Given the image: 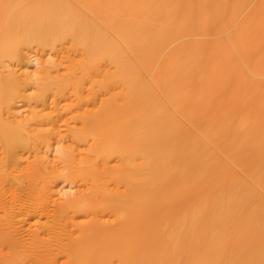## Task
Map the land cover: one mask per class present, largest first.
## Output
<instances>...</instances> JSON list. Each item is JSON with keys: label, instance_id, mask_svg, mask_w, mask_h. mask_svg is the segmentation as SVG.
I'll list each match as a JSON object with an SVG mask.
<instances>
[{"label": "bare ground", "instance_id": "obj_1", "mask_svg": "<svg viewBox=\"0 0 264 264\" xmlns=\"http://www.w3.org/2000/svg\"><path fill=\"white\" fill-rule=\"evenodd\" d=\"M65 41L63 73L0 70V264H264V144L236 121L264 101V3L0 0V68ZM65 138L86 149L56 166ZM60 180L85 192L57 202Z\"/></svg>", "mask_w": 264, "mask_h": 264}, {"label": "rangeland", "instance_id": "obj_2", "mask_svg": "<svg viewBox=\"0 0 264 264\" xmlns=\"http://www.w3.org/2000/svg\"><path fill=\"white\" fill-rule=\"evenodd\" d=\"M220 1H222L223 3H250L251 5H256V4H259V3H264V0H220ZM228 34H230V32H224V33H222V38L223 39H227V36H228ZM212 37L211 36H207L206 37V40L208 41V42H211V39ZM209 39V40H208ZM72 42H69V41H65L64 42V44H62V47L60 46L59 47V49H61V50H57V52H55V53H53V52H50V51H48V50H40V49H38V48H36V47H32L31 49H28V50H25V52H23V56H24V60L22 61L23 63H21L20 64V62H10V64L8 63V62H5V65H7L6 67H1L0 68V70L2 69V71L4 70V73L7 71V72H9L10 70H12V71H15V72H18V73H20L19 75V77H20V79H24L25 78V75L24 74H31L32 76H35L34 74H35V70H36V68H37V66H38V62H40V61H44V60H49V61H57V62H59L60 64H61V69H60V71L63 73V72H65V65L67 64V61L69 60V59H73V58H75L78 54V52L77 51H75L74 52V50H72L71 48H73L74 49V47H73V44H71ZM65 48V49H64ZM25 53V54H24ZM70 53V54H69ZM77 54V55H76ZM69 55V56H68ZM71 55H73V56H71ZM76 55V56H75ZM67 59V60H66ZM38 63V64H37ZM11 65H13V66H11ZM8 66H11V68L10 67H8ZM5 68H8V70L7 69H5ZM35 69V70H34ZM63 69V70H62ZM105 70L107 69V67L106 68H104ZM26 73H25V72ZM24 72V73H23ZM29 72V73H28ZM3 73V74H4ZM17 73V74H18ZM21 73H22V75H21ZM7 73H5L4 75H6ZM30 75V76H31ZM22 77V78H21ZM255 78H260V81H262V82H264V78H262V77H255ZM259 80V79H258ZM226 84L224 85V88H223V93L224 94H226L225 95V97H231L232 95H233V86H232V83H233V81L232 80H229L228 82H225ZM25 89H26V92H25V94L26 95H35L36 93H37V89L35 88V86H32V85H29V86H25ZM261 90V89H260ZM35 91V92H34ZM232 91V92H231ZM259 91V90H258ZM257 91H255V100H256V102L255 103H258V104H256L255 105V109H254V112H253V116H251V119H250V117L249 118H245V117H241V116H243L242 114L241 115H239L238 117H237V119L238 120H236L237 122H238V124L239 125H241L242 126V130H244V129H246V128H248L249 127V125L251 124V125H253L255 128H256V133H255V140L253 141L254 142V144H255V146H259V145H262V144H264V129H262V128H264V122H262V121H264V115H262V114H264V113H262V112H264V101H262V100H264V99H262L261 101V103H260V99H259V95H260V92H258V93H256ZM262 92V91H261ZM229 93V94H228ZM231 93V94H230ZM228 95V96H227ZM256 95H258V96H256ZM256 97H258V98H256ZM262 98H264V96H262ZM99 99L100 98H97V101L99 102ZM51 99L48 97L47 98V104L49 105L48 107H46L45 109H44V112H48L49 110H53L52 108V105H51V101H50ZM69 100V101H68ZM66 99V100H62V102L59 104V106L61 107V112L64 114V112L66 111V110H68V109H70L69 108V105L71 104V98H69V99ZM50 101V102H49ZM49 102V103H48ZM68 102V103H67ZM46 104V105H47ZM260 104V105H259ZM258 105H259V107H258ZM63 106V107H62ZM34 107V108H33ZM38 107V108H37ZM91 107V106H90ZM90 107L88 108V109H90ZM31 108H32V110H39V106H36L35 104H33V105H31V106H27L26 104H24V102H18V103H16L15 104V111H18L19 113H21V116L20 117H27V115H30L31 114ZM63 108V109H62ZM67 108V109H66ZM259 110H258V109ZM260 109H262V110H260ZM21 111V112H20ZM257 111V112H256ZM259 113H262V114H259ZM257 114H259L258 116L260 117V118H262V119H259V117L257 118L256 117V115ZM25 115V116H24ZM66 115V114H65ZM253 117V118H252ZM255 117V118H254ZM68 118V115H66L63 119H66L67 121H69V128H71L74 124V126L75 127H79L80 125H79V123L77 122V121H74V120H68L67 119ZM240 119H243V120H241L240 121ZM246 119V121H244ZM250 119V120H249ZM253 119V120H252ZM255 119H257V121L255 120ZM259 119V120H258ZM261 120V121H260ZM244 121V122H243ZM256 121V122H255ZM241 122V123H240ZM247 123V125H246V123ZM254 122V123H253ZM259 122H261V123H259ZM250 123V124H249ZM259 124H260V126H259ZM73 126V127H74ZM241 126H240V128H241ZM244 126V127H243ZM261 128V130H260V128ZM64 128V129H63ZM259 128V129H258ZM60 129H61V134H63V135H65L66 133H67V128H66V126L65 125H61L60 126ZM63 131V132H62ZM262 131V132H261ZM257 132H258V134H257ZM256 137H257V139H256ZM261 139H260V138ZM257 140H258V143H257ZM259 140H261V141H259ZM0 143H1V140H0ZM260 143V144H259ZM67 145H71V147L72 148H74L75 147V152H77L78 153V155H83L84 154V150L86 149V146L85 145H81L82 147H80V145L78 146V145H75L74 143H72L71 142V140H70V138H65L62 142H60V143H56V142H53V144L49 147V148H47V149H43L44 151H46L45 152V156L47 157V160H49L50 162H52V163H54V165H56V166H59V164H58V155H59V151L63 148V147H66ZM85 146V148L84 149H82L83 147ZM1 151H3V147H2V144H0V152ZM80 152H82V154L80 153ZM28 155V154H27ZM26 154H24L23 155V157L26 159V161H31V160H33L34 159V156H33V154L30 156V155H28L27 156ZM2 156V152H1V154H0V157ZM23 158V159H24ZM27 158H29V159H27ZM24 159V160H25ZM57 164H56V163ZM83 186H84V188H83ZM85 188H86V186L85 185H83V183L81 184V182H77L76 184L74 183H70V182H66V181H63V180H60V181H57V183H56V186H55V190L57 191V193H56V197H55V199H56V201L57 202H63L66 198H67V196H69L70 198L71 197H74V195H77V194H82V193H84L85 192ZM84 190V191H83ZM71 195V196H70ZM68 197V198H69ZM41 219V220H37V219ZM44 218V219H43ZM35 218V219H33V221L32 220H30L28 223H25V224H21L20 225V231L21 232H25L26 231V229H27V227H29L28 225H30V226H34L33 228L34 229H39L40 228V225H41V223L42 222H46L47 221V218H45V217H38V218ZM87 218L86 217H83V216H81V217H77V222H83V221H85ZM107 219V218H106ZM112 219V217L110 218H108V220H111ZM82 220V221H81ZM33 222V223H32ZM34 224V225H33ZM24 226V227H23ZM67 259L65 258V257H62L61 259H60V262H62V261H66Z\"/></svg>", "mask_w": 264, "mask_h": 264}]
</instances>
